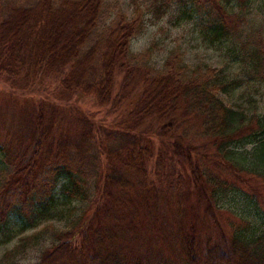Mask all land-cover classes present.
I'll return each mask as SVG.
<instances>
[{"label": "trees", "instance_id": "1", "mask_svg": "<svg viewBox=\"0 0 264 264\" xmlns=\"http://www.w3.org/2000/svg\"><path fill=\"white\" fill-rule=\"evenodd\" d=\"M106 2L33 0L5 6V13L0 8V75L9 87L33 91L56 81L51 94L15 109L9 122L0 116V234L8 240L12 227L24 232L53 218L59 192L86 202L91 216L81 217L72 234L63 232L37 264H264V220L258 232L250 225V234L237 229L244 220L234 215L238 227L222 228L215 178L194 142L199 136L216 147L211 167L218 169L216 162L237 178L247 172L264 180V116L245 123L226 105L219 94L228 84L219 70L188 72L175 53L157 70L149 49L132 55L130 43L145 28L138 0H130V16L118 14L96 35ZM144 2L157 20L176 7L211 46L239 37L253 5ZM246 58L251 78L264 82L260 35ZM136 92L121 126L76 107L90 99L107 119ZM233 142L250 152L226 147ZM255 194L250 202L259 212L264 198ZM136 246L157 260L145 262Z\"/></svg>", "mask_w": 264, "mask_h": 264}, {"label": "rangeland", "instance_id": "2", "mask_svg": "<svg viewBox=\"0 0 264 264\" xmlns=\"http://www.w3.org/2000/svg\"><path fill=\"white\" fill-rule=\"evenodd\" d=\"M31 3L33 0H0V8L4 10L8 5H29ZM140 3L145 28L143 33L130 43L132 55L137 56L149 49V62L157 70L162 69L164 62L172 53L179 55L180 64L185 66L188 72L198 67L203 70L205 67L219 70L222 82L228 84L225 91L219 94L226 105L231 106L239 114H244L245 123H249L250 118L264 116V82L251 78L250 63L246 58L247 51L252 47L254 39L259 35L264 39V0H253L251 13L247 16V22L239 37L213 46L208 44L204 32L195 20L184 17L176 7L157 20L150 12L151 9L145 7L148 6V2L138 0V4ZM3 12L5 13V10ZM131 13L130 0H107L103 19L96 35L101 34L118 14L130 16ZM3 17L1 12L0 20ZM55 82L54 79L45 81L36 85L33 91L21 92L10 88L6 77L0 75V116L9 122L16 112L15 109L39 101L44 94L46 96L51 94L56 86ZM120 88L121 80H118L116 92H119ZM138 94V92L134 93L132 98L124 104V107L117 108L118 112L107 119H104L102 110L95 106L90 99H81L82 102H78L76 107L92 117L93 120L121 126ZM42 98L46 99V97ZM194 142L198 146V153L201 156H206V159L203 160L215 178L214 187L219 196L218 206L225 212L223 214L221 211L220 214L223 219L219 221L222 228L229 233L230 230L236 229L238 226L235 224H240L237 219H234L236 216L244 220L241 225L245 223L248 225L246 227L239 225L240 228L237 229L250 234L251 225L258 232L264 220V203L262 201L263 205H259V212H257L251 206L250 196L253 194L256 196V192L259 197L263 196L264 198V180L260 178L250 180V175L247 172H244L241 178H237L227 167L216 162L214 164L218 169L211 167V162H213L211 160L217 155L216 147H209L205 139L199 136ZM226 147L238 154L250 152V146L242 145L241 142H233L227 144ZM86 208V202L66 200L58 192L53 218L42 221L36 227L24 232H19L17 227H12L8 232H5L10 237L8 240L0 234V264H37L44 250L60 243L63 232L70 231L73 225L76 226L81 221V217L91 216ZM251 209L252 212H250ZM136 248L141 256L144 255L145 258H148L145 262L157 260L156 256L151 258V256L145 255L146 248L141 246H136ZM158 250L160 249L157 247L153 248V252ZM177 261L182 263L180 259Z\"/></svg>", "mask_w": 264, "mask_h": 264}]
</instances>
